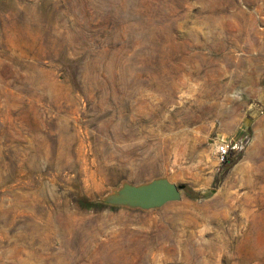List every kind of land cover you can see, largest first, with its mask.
<instances>
[{
  "label": "rangeland",
  "instance_id": "obj_1",
  "mask_svg": "<svg viewBox=\"0 0 264 264\" xmlns=\"http://www.w3.org/2000/svg\"><path fill=\"white\" fill-rule=\"evenodd\" d=\"M0 264H264V0H0Z\"/></svg>",
  "mask_w": 264,
  "mask_h": 264
},
{
  "label": "water",
  "instance_id": "obj_2",
  "mask_svg": "<svg viewBox=\"0 0 264 264\" xmlns=\"http://www.w3.org/2000/svg\"><path fill=\"white\" fill-rule=\"evenodd\" d=\"M185 186L165 177L153 178L140 184L122 183L105 195L101 202L110 206H125L142 210L155 209L181 199Z\"/></svg>",
  "mask_w": 264,
  "mask_h": 264
},
{
  "label": "trees",
  "instance_id": "obj_3",
  "mask_svg": "<svg viewBox=\"0 0 264 264\" xmlns=\"http://www.w3.org/2000/svg\"><path fill=\"white\" fill-rule=\"evenodd\" d=\"M235 160L234 159H229V158H226L222 164V171H227L233 164H234ZM186 192H187V195L191 198H201L203 197V194L201 192H196V191H193L191 189H186Z\"/></svg>",
  "mask_w": 264,
  "mask_h": 264
},
{
  "label": "built area",
  "instance_id": "obj_4",
  "mask_svg": "<svg viewBox=\"0 0 264 264\" xmlns=\"http://www.w3.org/2000/svg\"><path fill=\"white\" fill-rule=\"evenodd\" d=\"M230 150V143L227 141H222L216 146V153L219 156L220 160H224Z\"/></svg>",
  "mask_w": 264,
  "mask_h": 264
}]
</instances>
